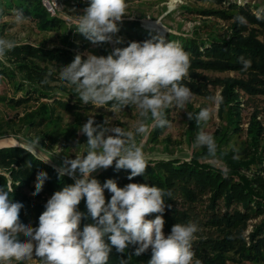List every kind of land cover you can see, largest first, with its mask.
<instances>
[{
    "label": "trees",
    "instance_id": "trees-1",
    "mask_svg": "<svg viewBox=\"0 0 264 264\" xmlns=\"http://www.w3.org/2000/svg\"><path fill=\"white\" fill-rule=\"evenodd\" d=\"M16 1L8 6L0 3V33L13 27L14 12L21 10L25 21L33 23L43 39L36 44H16L13 50L0 59V79L11 84L14 95L20 94V98L12 96L9 100L0 96V103L13 108L26 107L31 102L39 104L37 113L28 114V118H32L25 124L28 133L34 132L30 128L39 126L41 120H59L62 114L72 118L71 132L79 131L87 122V113L92 106L81 103L74 86H68L59 79L58 69L69 65L76 54H83L90 49L92 43L79 34L75 27H68L59 18V12L54 16L49 15L39 0ZM77 1L85 4L88 0L62 2L74 4ZM214 1L222 8L195 10V13L227 22L222 36L216 32L202 39L197 35V28L191 37L165 35L164 38L166 41H178L190 54L188 76L182 83L193 91L194 97L211 100L210 97H214L211 89H221L222 103H219L218 119L222 124L215 137V156L209 155L206 148H201L191 155L189 161L146 160L148 167L144 175L132 180L128 179L130 170L117 171L114 162L112 167L102 169L93 177L102 185L106 180L113 179L119 187L128 183H146L171 190L172 196L165 197L164 233L169 235L175 223L186 224L191 221L199 225L200 231L196 233L198 239L193 245V264L197 259L201 264H264V125L258 119L262 116V110L257 103L259 97L264 98V43L259 41L264 34V10L257 14L247 3L241 5L236 0ZM182 10L191 13L184 7ZM236 16H243L246 22L236 21ZM3 17L9 19L8 23L1 22ZM119 29L116 35L122 38L123 42L118 44L121 48L132 41L143 42L157 35L141 28L137 22L122 24ZM96 47L100 51L97 56L111 53L106 43ZM241 56L251 60V67L247 71L242 70L238 60ZM205 72H237L248 76L244 79L211 80L204 76ZM248 108L252 112L246 123L248 128L243 130L242 111ZM187 109L194 114L200 111H194L190 106ZM166 118L171 122L170 109L166 110ZM95 121L104 124L105 115L95 114ZM147 122L154 123L150 115ZM188 123L187 132L194 137L200 128L194 120H188ZM118 126L123 128L120 124ZM2 127L0 124V142H3L5 134ZM167 129L154 123L149 140L157 142ZM242 134L245 135L243 146L233 152L235 147L232 146V139ZM45 136L40 137V145H45L42 144L43 140L51 141V135ZM83 140L87 141L85 135ZM68 142V139L63 140V147ZM25 148L26 144L21 143L0 145V189L8 191L14 202L24 205L20 220L35 228L53 193L65 185L73 184L74 180L67 175L60 177L54 167L43 163L37 154ZM213 157L222 162L224 169L206 163ZM41 171L47 173L48 179L42 191L33 196L36 176ZM111 195L105 190L106 201L110 200ZM79 211L85 213L86 217L81 221L82 230L85 224L92 222L83 200ZM155 215L147 218L154 219ZM134 251L135 248L130 246L121 255L113 248L108 264H121L122 260L125 264H148L150 249L139 257L134 255ZM12 264L26 262L13 261Z\"/></svg>",
    "mask_w": 264,
    "mask_h": 264
},
{
    "label": "clouds",
    "instance_id": "clouds-1",
    "mask_svg": "<svg viewBox=\"0 0 264 264\" xmlns=\"http://www.w3.org/2000/svg\"><path fill=\"white\" fill-rule=\"evenodd\" d=\"M127 9L126 0H88L83 14L77 15L76 31L93 45L120 44L122 38L116 34L124 17L131 18ZM14 17L17 24L26 20L21 10H15ZM235 20L246 22L243 16H236ZM15 47V41L0 39V59ZM238 60L243 71L251 67L250 59L241 56ZM189 68L190 54L178 41L154 35L123 48L114 47L107 56L78 53L69 65L58 69L59 79L74 86L82 104L94 109L103 107L115 115L134 106L144 119L137 122L133 131L113 126L111 118L98 124L95 115H88L87 122L79 128L87 137L85 154L75 155L74 159L66 157L56 169L60 177L67 175L74 183L53 193L35 228L20 220L24 205L0 189V264L31 261L33 256L40 258V264H108L113 248L123 255L130 246L135 248L136 257L150 249L148 264H193L199 225L191 221L175 223L169 235L164 233L165 197L172 196L171 190L146 183L119 187L113 179L102 185L92 175L112 167L114 162L117 171L130 170L129 180L144 175L148 164L135 137L148 131L149 114L160 128L170 127L166 110L171 107L186 111L188 120H194L198 128L212 118L209 108H201L195 114L186 110L195 95L182 83ZM210 99L213 104L222 103L219 95ZM39 146L40 138H36L25 150L36 154ZM194 146L206 148L211 156L217 150L214 136L202 128ZM47 179L46 172L37 174L33 196L42 191ZM105 190L112 194L108 201ZM82 200L92 222L81 230V221L86 218L79 211ZM152 214H156L155 218L148 219ZM121 264L125 262L122 260ZM195 264L201 261L197 259Z\"/></svg>",
    "mask_w": 264,
    "mask_h": 264
},
{
    "label": "rangeland",
    "instance_id": "rangeland-1",
    "mask_svg": "<svg viewBox=\"0 0 264 264\" xmlns=\"http://www.w3.org/2000/svg\"><path fill=\"white\" fill-rule=\"evenodd\" d=\"M226 1V0H225ZM5 5H10L12 2L16 3V0H0ZM128 4L127 13L130 17L126 16L123 22L118 24L120 27L122 24L137 22L141 28L155 32L157 35H172L177 38L179 37H191L192 32L197 28V35L200 38L205 39L211 36L213 33L223 35V29H226L228 23L215 20L213 17H203L195 13V10H216L222 8L221 5L216 3L214 0H126ZM237 4L244 5L249 4L253 11L260 14L264 10V0H236ZM77 3V5H76ZM80 5V6H79ZM81 5H88V1L85 4L81 1L74 2V4L62 2L59 7L58 14L59 18L64 21L68 27H75L77 24V15H82L83 10L86 7ZM186 8L191 13L184 12L182 8ZM9 19L3 17L1 22L8 23ZM157 24V27H153ZM149 27L155 29H149ZM117 38L118 35H116ZM0 39L12 40L16 44L29 43L36 44L41 42L43 35L38 34L34 24L29 21H24L21 24H15L13 27L7 29L5 32L0 33ZM259 41L264 43V34L260 36ZM110 52L114 47H118V44L106 43ZM85 53H91L94 55L100 54L99 47L91 44L90 49ZM86 58V56H85ZM204 76L211 80H225V79H244L248 75L237 72L227 73H212L205 72ZM214 96L221 93V89H211ZM0 96H4L6 99H10L12 96L20 98V94L14 95L13 88L9 82L5 79H0ZM259 108L262 110V116L260 119L264 125V98L259 97L257 101ZM192 110H201V108H209L213 112L212 118L207 123H202L200 128L204 131L211 133L214 138L217 136L221 129L222 122L218 119L219 104H213L211 100L204 98H193V101L188 103ZM186 106V110L188 111ZM39 104L34 102L29 103L26 107L13 108L8 107L6 103H0V124L3 126L2 130H5L2 144H28L30 141L36 138L44 137L45 135H51V141H44L45 145H40L35 149L36 154L41 160L51 158L47 163L57 169L63 160L67 158L74 159L75 155H83L86 151L85 140L80 131H72V118L68 115H63L59 120H41L39 126L30 130L34 132L28 133L26 130V123H29L32 118H28V114L37 113ZM171 122L170 127L160 136L157 142L153 143L149 140L150 132L154 123H148L146 119L148 131L144 134L137 135L136 142L138 146L142 148L146 160L160 161V160H173L179 159L181 161H189L191 155L194 152L200 150V147L194 146L196 135L191 137L188 131V117L186 111H181L179 108L171 107ZM252 112L251 108L242 111V128L247 130V120ZM104 114L105 119L111 118V124L123 126L126 130H135L137 122L144 119L140 116L139 110L134 106H127L123 111L118 114H114L107 109L101 107L98 109H92L87 113L88 115ZM150 115V114H149ZM95 118V117H94ZM69 120V123H68ZM154 122V121H153ZM196 123V122H195ZM200 130V129H199ZM46 138V136H45ZM69 140L68 143L64 144L63 140ZM245 141V135L242 134L240 137H234L232 139V146H234L233 152H237V149L243 146ZM79 142L80 145H77ZM264 147V136L262 141ZM229 148V147H227ZM206 163L214 165L216 168L224 169L222 162L213 157L206 161ZM101 170L94 172L92 175H97ZM79 175V173H77ZM167 236V234H165ZM26 264H36L40 262V258L33 256L31 261H24Z\"/></svg>",
    "mask_w": 264,
    "mask_h": 264
},
{
    "label": "built area",
    "instance_id": "built-area-1",
    "mask_svg": "<svg viewBox=\"0 0 264 264\" xmlns=\"http://www.w3.org/2000/svg\"><path fill=\"white\" fill-rule=\"evenodd\" d=\"M39 1L42 4L43 8L46 10V12L49 15L54 16L58 12L59 7L61 6L63 0H39Z\"/></svg>",
    "mask_w": 264,
    "mask_h": 264
},
{
    "label": "bare ground",
    "instance_id": "bare-ground-1",
    "mask_svg": "<svg viewBox=\"0 0 264 264\" xmlns=\"http://www.w3.org/2000/svg\"><path fill=\"white\" fill-rule=\"evenodd\" d=\"M153 27H157V24H154Z\"/></svg>",
    "mask_w": 264,
    "mask_h": 264
}]
</instances>
